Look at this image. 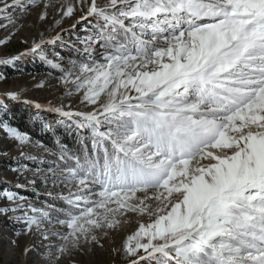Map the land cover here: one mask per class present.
<instances>
[{"label": "snow or ice", "instance_id": "obj_1", "mask_svg": "<svg viewBox=\"0 0 264 264\" xmlns=\"http://www.w3.org/2000/svg\"><path fill=\"white\" fill-rule=\"evenodd\" d=\"M37 4L39 21L55 8L61 19L79 11L90 23L86 59L67 68L48 63L60 70L66 95L82 93L81 103L95 107H48L88 134L77 151L57 139L45 168L20 152L37 162L31 171L41 183L69 189L61 197L67 207L27 204L31 214L20 215L25 198L0 194L15 205L0 206V215L22 222L7 237L20 264H75V255L95 249L110 253V264H264V0H0V14L15 27L20 18L11 10ZM6 95L20 99L15 91ZM0 126L21 149L32 143L6 122ZM128 213L149 222L117 244ZM52 223L65 231L45 226ZM23 237L32 239L22 244Z\"/></svg>", "mask_w": 264, "mask_h": 264}, {"label": "rangeland", "instance_id": "obj_2", "mask_svg": "<svg viewBox=\"0 0 264 264\" xmlns=\"http://www.w3.org/2000/svg\"><path fill=\"white\" fill-rule=\"evenodd\" d=\"M24 2L28 3L29 0H24ZM52 2L59 4L64 0H52ZM66 2L76 4V0H66ZM99 2L103 3L104 0H99ZM40 11L41 6L39 4L31 7L28 11H22L19 8L12 9L13 18H20L15 27L10 25L7 19H4L3 14H0V24L7 25V27H0V40H5L11 34L10 39H7L4 44H0V58L24 53L32 47L35 40L40 41L43 38L46 41L35 53L29 52L11 64H0V100L3 101L0 104V120L26 133L32 141L31 144L21 149L7 135L6 129L0 126V194L11 191L25 198V207L16 215H20L21 212L31 214L27 204L43 207L45 210H50L49 206L67 207L66 202L61 197L67 195L69 189L61 184L41 183L31 171L36 168L37 162L28 159L27 156L20 155L21 150H23L37 156L38 160L45 161L40 165L42 168L46 167L47 161L54 158L57 147H51L45 143L44 139H41L42 131H45L43 123H47L50 130L52 126H55L54 128L65 127L67 131L74 133L77 150L80 147L78 138L88 135L84 130L76 129L71 119L49 111V105L51 107L63 105L65 111H91L95 107L81 103L82 93L72 96L66 95L65 89L68 86L60 81V70L48 63V61H53L67 68L71 61L79 62L86 59L83 53L85 46L83 41L89 35L90 23L80 19L83 13L79 11L74 12L71 17L61 19V14L55 8L48 10L47 20L39 21L38 14ZM55 20H60V24L56 25ZM57 34H59V39H55ZM41 56L44 59H41ZM11 91L19 93L20 99L9 98L6 93ZM25 101H33L43 107L37 109L34 104L25 103ZM19 123L25 124L29 131L19 129ZM32 132H35L37 136L32 135ZM36 141H40L51 151H45L43 147L37 146ZM88 142L90 144V140ZM69 150L76 151L70 148ZM25 165L27 166L26 169L19 170ZM33 179H36L35 185L30 183ZM71 190L75 191L76 189L73 187ZM47 193H51V195ZM6 205L15 206L0 195V206ZM140 222H149V217L128 213L121 218V225L115 236L116 243L119 244L123 238L135 232ZM45 226L49 230L65 231L61 225L56 223ZM21 228L22 222L8 220L0 215V264H20L22 259L19 254L20 250L12 249L8 244L7 237ZM31 239V237H23L21 243ZM50 240L58 243L59 237L53 236L50 237ZM110 240L111 234L105 241L106 246ZM48 242L45 241V243ZM112 259L113 256L110 253L101 249H95L90 256L77 254L73 257L75 264H84L88 261L94 262V264H110ZM130 259L117 258L116 264H130ZM60 264H72V261L65 258L60 261Z\"/></svg>", "mask_w": 264, "mask_h": 264}, {"label": "trees", "instance_id": "obj_3", "mask_svg": "<svg viewBox=\"0 0 264 264\" xmlns=\"http://www.w3.org/2000/svg\"><path fill=\"white\" fill-rule=\"evenodd\" d=\"M55 126H52L51 130L48 131H42L41 139L45 140V143L51 147H57L56 140L58 139L61 144L67 145L68 149H74L77 151V146L75 144V134L67 131L65 127H59L54 128ZM18 128L23 131H29L27 126L25 124L22 125V123L18 124ZM53 129V130H52ZM32 135L37 136L35 132H32Z\"/></svg>", "mask_w": 264, "mask_h": 264}, {"label": "bare ground", "instance_id": "obj_4", "mask_svg": "<svg viewBox=\"0 0 264 264\" xmlns=\"http://www.w3.org/2000/svg\"><path fill=\"white\" fill-rule=\"evenodd\" d=\"M36 42H39V40H35Z\"/></svg>", "mask_w": 264, "mask_h": 264}]
</instances>
